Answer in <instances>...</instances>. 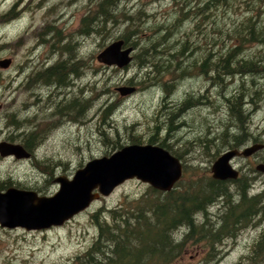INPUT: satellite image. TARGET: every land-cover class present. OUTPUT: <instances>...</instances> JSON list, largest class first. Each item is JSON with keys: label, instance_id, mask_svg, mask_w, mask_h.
I'll return each mask as SVG.
<instances>
[{"label": "rangeland", "instance_id": "1", "mask_svg": "<svg viewBox=\"0 0 264 264\" xmlns=\"http://www.w3.org/2000/svg\"><path fill=\"white\" fill-rule=\"evenodd\" d=\"M208 1L176 0V7L170 0L122 1L118 4L119 11L130 17L131 22L124 18L117 24L107 21L104 25L107 35L101 40L94 32L86 34L80 29L82 19L96 9L94 6L99 0H0V59L11 58L7 68L0 67V141L22 144L28 133L36 136L31 157L0 156V191L15 187L50 196L59 188L56 177L71 178L88 160L108 156L119 145L130 144L136 138H140V144L148 143L155 132L159 141L165 139L180 151L181 161L189 169L188 175L211 174L213 161L224 149L217 156L208 155L214 153L211 147L218 143L215 137L228 122V113L223 95L218 94L219 88L210 84L206 74L193 72L177 78L169 86V79L152 78V67H139L132 62L124 69H116L96 60L97 53L115 37L129 32V39L134 40L155 24L168 27L173 33L171 40L179 41L192 30L197 19L200 30L193 31L191 37L214 36L217 27L212 30L213 26L200 22L198 13ZM12 7L19 14L12 19L3 17ZM193 10L197 14L192 15ZM235 10L223 14V8H218L217 25L221 27L236 20L240 11L233 14ZM180 17L183 23L175 27L174 21ZM101 22H94L92 28L101 26ZM199 49H194L196 56L201 52ZM178 50L179 47L174 51ZM256 50V45L249 49ZM133 52H138V47ZM58 61L74 65L80 73L67 74L65 85L36 78L37 73ZM177 61L178 57L169 64ZM236 83H240L239 78L229 86L228 92ZM123 85L134 86L135 90L120 95L116 87ZM260 96L258 107L250 116L252 136L237 149L256 140L264 143V94ZM187 99L193 101L192 106L185 103ZM71 100L76 104L74 110L60 112ZM115 102V108L103 117L106 108ZM182 122L184 126L166 136L168 124L178 127ZM262 159L263 149L249 157L231 160L236 169L255 178L250 193L264 189V175L254 168ZM147 186L140 180L130 179L60 226L27 230L0 225V264H70L96 236L91 219L93 212L99 208L112 209L125 197L139 196ZM211 209V213L217 212L216 207ZM254 223L242 229L236 239L219 244L220 257L209 264L242 262L264 230V216L256 217ZM202 252L203 249L197 251L191 247L182 263L200 264ZM243 262L248 264V260Z\"/></svg>", "mask_w": 264, "mask_h": 264}, {"label": "trees", "instance_id": "2", "mask_svg": "<svg viewBox=\"0 0 264 264\" xmlns=\"http://www.w3.org/2000/svg\"><path fill=\"white\" fill-rule=\"evenodd\" d=\"M122 1L126 0H99L94 6L96 9L82 19L81 31L86 34L94 32L103 40L107 35L104 26L107 21L117 24L120 18H124L131 22L130 17L119 11L118 4ZM170 1L175 7L178 6L176 0ZM220 7L223 8V14L237 9L233 14L240 11L239 17L219 27L216 22L219 18L217 9ZM14 10L12 7L3 17H16L19 11ZM193 11L192 15L197 14V11ZM198 13L201 15L200 22L210 24L212 30L217 27L214 36L192 38L193 31L200 30L197 27L198 20L195 19V26L179 41L171 40L173 33L168 27H157V24L150 27L149 32H140V36L134 40L129 39V32L122 33L118 38L123 39L125 46L130 45L133 49L138 47V52L132 53L130 63H136L139 67H152V78L169 79L171 82L168 85L171 86L177 78L199 71L200 74H206L210 84L219 88L218 94L223 95L227 105L228 115L225 117L228 122L224 123L216 135L217 144L211 138L212 145L215 144L214 148L211 147L214 153L208 155L211 158L223 149L239 148L252 136L249 131L250 116L258 107L260 95L264 94V0H241L238 3L235 0H210ZM100 20L101 26L92 28L93 23ZM181 21V17L175 20V27L180 26L183 23ZM255 45L257 50L250 52L249 49ZM178 47V52L174 51ZM199 47L201 52L196 56L194 49ZM186 50H189L187 55L182 53ZM176 57L178 61L169 64ZM75 68L74 65L69 66L68 62L58 61L37 73L36 78L45 83L65 85L67 74L80 73ZM150 72L149 81L153 80ZM236 78H239L240 83H236L228 92ZM201 99L196 102L199 103ZM72 101L60 112L74 110L76 104ZM186 102L192 106V100L187 99ZM115 105L117 102L108 106L103 117ZM184 125V122L178 123V127H174L173 123L168 124L166 136ZM155 133L148 138V143L164 147L182 160L180 151L172 147L173 144L165 142V139L159 141ZM35 139L34 133H28L22 139V144L32 151ZM131 143H140V138ZM255 143H258L257 140ZM207 145H210L209 140ZM187 170L183 165L182 177L170 190L161 191L149 185L139 196L125 197L112 209L99 208L93 212L91 219L97 230L96 236L81 253L72 258L70 264H185L182 260L191 247H196L197 251L203 249L199 262L209 264L220 257L219 244L227 239H236L242 229L255 225L256 217L264 216V189L250 193L255 178L242 173L239 168L237 179L226 180L214 179L207 173L202 177L188 175ZM213 206L217 212L211 213ZM263 256L264 230L257 242H253L251 252L243 257V261L248 260V264H264ZM243 261L233 264H241Z\"/></svg>", "mask_w": 264, "mask_h": 264}, {"label": "water", "instance_id": "3", "mask_svg": "<svg viewBox=\"0 0 264 264\" xmlns=\"http://www.w3.org/2000/svg\"><path fill=\"white\" fill-rule=\"evenodd\" d=\"M132 46H125L123 39H114L96 55V60L105 66L122 69L132 60ZM11 58L0 59V67L7 68ZM120 95L135 90L134 86H118ZM264 148V143H252L241 149L223 151L212 163L210 171L214 179H237L239 170L231 160L235 157H249ZM0 155L29 157V152L19 143L0 141ZM255 169L264 173V162ZM181 160L164 147L151 143H130L121 146L108 156L88 160L75 170L73 176L55 178L58 190L50 196L38 195L32 190L8 187L0 191V225L31 229H47L60 226L78 213L89 208L100 197L130 179H137L151 187L167 191L182 177Z\"/></svg>", "mask_w": 264, "mask_h": 264}, {"label": "flooded vegetation", "instance_id": "4", "mask_svg": "<svg viewBox=\"0 0 264 264\" xmlns=\"http://www.w3.org/2000/svg\"><path fill=\"white\" fill-rule=\"evenodd\" d=\"M187 75H189V74H186L185 76H187ZM22 146H23V144H21ZM24 148H25V146H23ZM26 149V148H25ZM27 150V149H26ZM263 150H264V148H263ZM28 152H29V157H31L32 155V152H30L29 150H27ZM255 153H257V152H255ZM1 156V155H0ZM29 157H26V158H29ZM257 164V163H256Z\"/></svg>", "mask_w": 264, "mask_h": 264}, {"label": "bare ground", "instance_id": "5", "mask_svg": "<svg viewBox=\"0 0 264 264\" xmlns=\"http://www.w3.org/2000/svg\"><path fill=\"white\" fill-rule=\"evenodd\" d=\"M125 44V43H124ZM130 46V45H129Z\"/></svg>", "mask_w": 264, "mask_h": 264}]
</instances>
